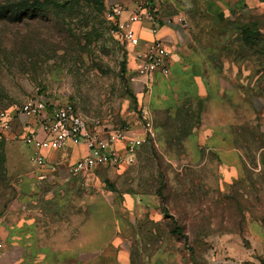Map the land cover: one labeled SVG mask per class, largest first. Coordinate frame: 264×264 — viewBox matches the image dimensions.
<instances>
[{
    "label": "rangeland",
    "instance_id": "374dc122",
    "mask_svg": "<svg viewBox=\"0 0 264 264\" xmlns=\"http://www.w3.org/2000/svg\"><path fill=\"white\" fill-rule=\"evenodd\" d=\"M102 1L98 12L83 0H0V127L10 125L0 137V264L264 263V0ZM190 6L219 8L197 19L194 38L235 48V88L221 81L231 93L202 98L184 79L139 74L106 14ZM245 26L253 31L242 36ZM37 97L72 105L101 135L141 133L134 162L71 175L86 153L78 145L54 150L55 173L39 168L22 139L33 122L19 115ZM176 212L186 242L170 231Z\"/></svg>",
    "mask_w": 264,
    "mask_h": 264
},
{
    "label": "built area",
    "instance_id": "2783aa9c",
    "mask_svg": "<svg viewBox=\"0 0 264 264\" xmlns=\"http://www.w3.org/2000/svg\"><path fill=\"white\" fill-rule=\"evenodd\" d=\"M106 14L114 21L113 28L118 35L133 48L132 55L139 74L151 78L155 73L169 75L168 50L165 43L159 38H154L144 49H140V37L134 25L148 22L152 33L157 34L163 22H178L185 27L181 16L161 17L146 9L124 11L118 7L111 8ZM124 14L126 18H123ZM19 115L27 123L33 122V126H24L25 132L22 135L24 143L33 149L32 162L49 173H55L58 165L49 162L43 151L83 145L86 153L67 167L69 174L79 175L97 167L115 169L122 163L134 162L135 153L143 142L142 138L133 136V131L127 126L114 127L101 135L89 127L87 121L72 105L48 103L41 97L26 100L19 109ZM0 118L3 119L4 115ZM9 129V123L4 121L0 127V137ZM145 131L152 134L148 121Z\"/></svg>",
    "mask_w": 264,
    "mask_h": 264
},
{
    "label": "crops",
    "instance_id": "0c3cea01",
    "mask_svg": "<svg viewBox=\"0 0 264 264\" xmlns=\"http://www.w3.org/2000/svg\"><path fill=\"white\" fill-rule=\"evenodd\" d=\"M215 12L218 14L219 8L215 11H210L205 6L181 8L174 15L181 16L184 19L185 27H182L178 22L172 24L163 22L160 24L157 34L152 33L151 25L148 22L134 25L140 37L139 48L144 49L154 38L161 39L168 50L170 77L176 80L184 79L185 90L198 92L202 98H207L210 94L223 95L231 93L226 85L234 87L230 84V80L239 73V67L236 65L237 51L234 53L235 48H232L234 50L229 54L226 50L227 44H221L218 40H211V38L204 39L202 37L201 40L194 38L197 34L195 30L199 29L197 28L199 25L197 19H204V15H211ZM123 18H126V14L123 15ZM133 63L136 65L134 58ZM159 78L160 76H157L155 80ZM222 80L226 85L221 83ZM215 128H218V124L213 122L205 129L206 133L210 136L215 135ZM132 135L142 138L141 133L132 132ZM71 147L74 146H69V148ZM58 151L47 150L43 151V154L49 162L58 165L52 157ZM38 264L44 263L39 262Z\"/></svg>",
    "mask_w": 264,
    "mask_h": 264
},
{
    "label": "trees",
    "instance_id": "16d2710c",
    "mask_svg": "<svg viewBox=\"0 0 264 264\" xmlns=\"http://www.w3.org/2000/svg\"><path fill=\"white\" fill-rule=\"evenodd\" d=\"M85 2V5L88 7H94L98 12H100L103 8V1L102 0H83ZM63 6V9L66 7V4H62ZM155 13V12H154ZM253 31V29H250L249 27L245 26L243 27L241 30H240V33L242 34V36H246L249 34V32L251 33ZM170 74H171V70H170V73L168 76H162V75H158L160 76V78H163V79H167L170 77ZM198 104L200 103L199 100L197 102ZM182 111V108L181 107H178V112L175 113V116L174 118L177 120V118L180 117V113ZM182 118L178 121H181ZM189 133V132H185V135ZM184 134V133H183ZM0 149H1V152H0V159L2 162H4L5 160V156H4V152H3V147L2 145H0ZM158 195L160 197V199L162 200V207L164 210H167L169 211V206L167 205L166 203V198H165V195L162 191H158ZM179 213L176 212V214L172 215V228L170 229L171 233L174 234V235H177V236H180L184 239V241L186 242L187 240H189V235H187V233H185V225H183L182 223H180V219H179ZM193 256V254H192ZM264 264V263H262Z\"/></svg>",
    "mask_w": 264,
    "mask_h": 264
}]
</instances>
